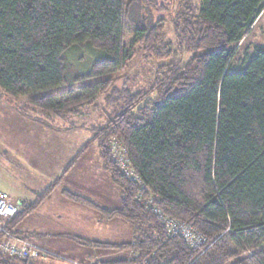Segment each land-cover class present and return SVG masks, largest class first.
<instances>
[{
  "label": "trees",
  "instance_id": "trees-1",
  "mask_svg": "<svg viewBox=\"0 0 264 264\" xmlns=\"http://www.w3.org/2000/svg\"><path fill=\"white\" fill-rule=\"evenodd\" d=\"M134 2L0 0V93L25 97L21 110L40 125L91 132L63 173L34 202L22 203L8 227L34 210L96 143L120 189V205L106 208L67 188L62 194L104 220L129 223L134 236L119 243L71 236L132 254L93 264H264V42L246 40L264 0H198L171 9L175 42L164 18L149 27L128 24ZM78 51L104 56L70 75L69 60ZM137 52L156 62L190 56L159 63L146 89L126 82L118 88L110 77L76 85L125 69ZM100 99L109 111L105 122L76 124ZM116 146L131 178L112 159ZM186 228L203 242L190 246ZM32 260L0 252V264Z\"/></svg>",
  "mask_w": 264,
  "mask_h": 264
},
{
  "label": "rangeland",
  "instance_id": "rangeland-1",
  "mask_svg": "<svg viewBox=\"0 0 264 264\" xmlns=\"http://www.w3.org/2000/svg\"><path fill=\"white\" fill-rule=\"evenodd\" d=\"M134 1L128 24L131 26L140 25L149 27L153 25L157 19L164 18L166 35L173 42H175V37L172 33L171 9L178 11L184 9L185 6L198 2V0ZM132 36V33L129 31L127 35L128 43ZM246 40L252 44L264 41V13L256 21L250 37ZM76 54L77 55H75V53L73 54L75 56L71 55L72 59H68L72 66L69 70L70 75L84 73L96 59L104 56L100 51L88 55L78 51ZM189 56V54H184L183 56L177 55L169 60L156 62L154 60L145 59L137 52L125 69L109 73L104 77L80 80L76 82V85L91 83L110 77L117 79L115 86L118 88L126 82L127 86L133 89H146L151 83L154 77L153 72L159 63H166L177 59L185 61ZM24 100L25 97L20 100H13L5 94L0 93V190L15 199L18 198V193H20V191H25L27 193H30L31 190H34V192L38 190L45 191V188L52 183L60 173H63L67 166L68 158L70 157L71 159L70 154H73L76 149H78V152L83 144L91 138V132L87 128L73 127L71 130H60L40 125L37 121L29 117L31 115L21 110L20 104L23 103ZM104 106L102 99H100L95 108L90 107L85 114L86 116L76 121V124L84 126L85 124L102 125L106 120V114L109 112L103 109ZM58 128H63V126L59 125ZM38 130L42 132L41 135H43V137H39L36 134L35 131ZM49 131L51 132L49 133ZM81 154H83L81 157L83 160L80 159L78 164H81L89 173L93 172L97 176V184L100 188L109 183L114 187L115 185L118 187V185L112 181L109 172L103 168L96 143L89 144ZM118 155L120 156V154ZM119 156H116V158L118 159ZM76 166L71 169L69 173L65 174L61 185L56 188L57 191L62 187H77L80 182L84 184L85 178L82 177L83 174L79 173V167L76 168ZM34 168H36V170H34ZM104 174H108V182H104ZM88 179L94 183L92 178L88 177ZM109 179L111 182H109ZM86 191L89 190L86 189ZM41 194L42 193L36 194L35 197L37 198ZM27 195H29L28 198H25L29 200H23L21 202H27L28 204L34 202V195L26 194V196ZM23 196H25V194ZM130 238H128V241ZM98 250L104 253V255L106 254L104 258L107 260L129 259L132 257V254L126 249L100 248ZM61 257L64 258L50 256L47 260V264L51 262L59 264H79L72 258L65 256ZM31 264L38 263L36 261Z\"/></svg>",
  "mask_w": 264,
  "mask_h": 264
},
{
  "label": "crops",
  "instance_id": "crops-1",
  "mask_svg": "<svg viewBox=\"0 0 264 264\" xmlns=\"http://www.w3.org/2000/svg\"><path fill=\"white\" fill-rule=\"evenodd\" d=\"M35 132L39 137H43L40 130ZM77 150L73 154H70L71 159L70 157L68 158L67 164L76 155ZM82 156L83 154L63 174L62 180L65 174L69 173L77 165L76 168L79 167V173L83 174L82 177L85 178V182L84 184L80 182L77 187L71 186L67 189L94 201L100 206L106 208L118 207L120 205V189L110 183L100 188L97 184V176L93 172L89 173L81 164H78L80 159L83 160ZM88 177L92 178L94 183ZM107 177L108 174H104V182H108ZM62 180L52 189L49 195L40 201L34 210L15 225L14 232L19 236L26 235V239L45 249L47 252L56 254L59 258L61 256L72 258L79 264H93L98 261L107 260L104 258L106 254L104 255V253L98 250L102 247L92 244H80L71 236H78L86 241L119 243L128 241L130 237L129 240L133 238L134 230L132 226L118 218L104 220L95 209L64 197L62 189L65 187H62L59 191L56 190L61 185ZM109 182H111L110 179ZM86 189L89 191H86ZM42 192L43 190H38L37 192L31 190L30 193L20 191L17 199L11 198L18 201H28L29 195L26 196V194H30L34 195L35 201V195ZM24 194L25 196H23ZM48 258L33 259L30 264L36 261L38 264H47ZM50 264L59 263L51 262Z\"/></svg>",
  "mask_w": 264,
  "mask_h": 264
},
{
  "label": "built area",
  "instance_id": "built-area-1",
  "mask_svg": "<svg viewBox=\"0 0 264 264\" xmlns=\"http://www.w3.org/2000/svg\"><path fill=\"white\" fill-rule=\"evenodd\" d=\"M118 154L120 153L117 151L116 146L113 149L112 159L118 164L123 173L127 177L131 178L132 176H134L133 172L129 170L128 166L125 165L124 157L122 155L119 156ZM116 156H119L118 159L116 158ZM147 202L148 204L151 203L149 200ZM149 206L151 207V205ZM21 210V201L12 199L0 190V252L21 259H46L50 256H57L56 254H51L47 252L45 249L37 246L30 240L19 236L14 232V230L8 227V222L12 218H14ZM182 233V235L186 238L187 243L190 246H198L203 242L201 236L195 235L192 231L190 232L187 228L186 230H182Z\"/></svg>",
  "mask_w": 264,
  "mask_h": 264
}]
</instances>
